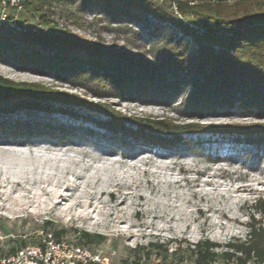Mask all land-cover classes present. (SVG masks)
<instances>
[{
	"label": "rangeland",
	"instance_id": "obj_1",
	"mask_svg": "<svg viewBox=\"0 0 264 264\" xmlns=\"http://www.w3.org/2000/svg\"><path fill=\"white\" fill-rule=\"evenodd\" d=\"M66 1H55L43 13L23 6L20 11L10 10L5 22L0 19V32L8 33L0 35V76L109 104L127 116L171 117L177 124L196 123L204 128L264 123L259 117L262 105L251 102L240 106L214 103L216 112L206 107L187 115V106L181 103L194 92L192 84L197 81L191 83L184 77L191 69L169 65L161 71L170 76L169 82L179 79L181 84L173 90L167 88L161 98H144L129 88L116 91L117 97L97 98L95 84L89 81L97 76L90 71L83 51L61 44L44 50L22 37L68 36L71 41L81 39L107 50L138 51L152 59V46L160 41L162 48L170 40L186 41V54L196 45L178 26L155 18L142 6L124 9L113 1L98 0L88 4L78 19L75 6L63 9ZM151 1L177 15L171 3ZM182 23L191 33L202 35L198 25ZM57 48L75 68L66 65L57 72ZM91 61L114 67L121 62L109 54H99ZM161 64L155 61L158 70ZM122 80L110 83L121 84ZM62 109L78 118L33 110L6 118L0 112V260L45 235L61 232L59 240L86 248L104 264H264V255L248 256L232 248L246 244L253 226L263 230L256 231V242L264 252V213L259 212L264 208L263 133L249 137L211 131L182 134L189 144L165 149L99 127L96 121L105 117L87 109ZM49 119L70 124L75 132H61L56 127L52 130L58 136L26 134L28 128L42 130ZM16 180L20 185L14 184ZM83 233L100 238L90 242ZM205 241L212 244L209 252L217 254L213 261L204 258V249L202 257L194 252ZM225 252L233 255L221 256Z\"/></svg>",
	"mask_w": 264,
	"mask_h": 264
},
{
	"label": "trees",
	"instance_id": "obj_2",
	"mask_svg": "<svg viewBox=\"0 0 264 264\" xmlns=\"http://www.w3.org/2000/svg\"><path fill=\"white\" fill-rule=\"evenodd\" d=\"M57 0H22L25 8L43 13L49 11L51 4ZM98 0H67L64 10L70 6H75L78 19L88 9V4L96 3ZM113 1L117 6L124 9L142 6L145 11L151 13L155 18L166 20L173 25L178 26L183 36L189 35L195 42L196 47L186 54L188 42L168 41V46L162 48L161 45L155 43L152 46V58H147L140 52L114 51L107 50L103 47L90 44L85 40L71 41L68 36L33 34L23 39L39 44L44 50L52 49L55 44L75 47L85 54L83 55L87 62H90V71L97 76L96 80H89L95 84V93L97 98L117 97L120 89H134L144 95V98L163 97L165 90H173L181 84L179 79L174 83L169 82L168 76L161 71L162 68L169 65L174 69H191L184 77H187L194 88V92L189 94L182 106H187V115L203 110L206 107L212 112H216L214 103L238 104L260 103L262 105L263 114L259 117L264 118V0H176L177 15L172 12H166L161 6H158L151 0H109ZM164 3V2H163ZM108 12V10H106ZM179 15V16H178ZM76 18L75 16H72ZM188 21L202 28V35L191 33L188 26L183 25V21ZM45 24L49 23L46 17H43ZM0 23V28H1ZM0 35L6 36L7 32H0ZM139 39V38H138ZM166 43V42H165ZM99 54L114 55L121 62L115 67L112 64H102L98 61H91ZM54 60L56 62V70L62 72V68L70 65L72 60H65L60 55V49L54 52ZM162 61L158 70L155 61ZM179 59V62H178ZM70 65L68 69H73ZM184 71V70H183ZM86 77V75H84ZM132 76V77H131ZM131 77V78H130ZM141 77V78H140ZM174 77V75H173ZM123 79L121 84L112 82L114 79ZM134 78V79H133ZM136 78V79H135ZM77 85L76 83H72ZM89 83L85 84L86 86ZM136 87V88H135ZM113 91V92H112ZM115 91V92H114ZM117 91V92H116ZM206 94L207 97L200 96ZM114 95V96H111ZM55 105H59L55 108ZM66 106L69 109L81 108L87 109L97 115L104 116V120H97L96 124L107 131L120 134L122 137H131L135 142H141L143 145H157L165 149L175 148L180 145H187L189 141L182 138V134H194L211 131L212 133L231 134L239 136H252L263 133V124H225L214 125L209 128L198 125L196 123L177 124L171 117L150 118L127 116L118 111L113 110L111 105L103 103L87 102L84 98L77 94H71L65 91L37 84L15 82L0 76V112L6 118L23 110H33L39 112L53 113L55 111L77 119L78 116L73 114L71 110L67 112L62 109ZM185 106V108H186ZM200 113V112H199ZM49 119L41 127L42 130H34L28 128L26 134H48L58 136L53 133V128L58 127L61 132L70 129L72 133L75 129L70 124L52 122ZM35 124V123H34ZM36 125V124H35ZM23 127H27L23 126ZM49 129V131L45 130ZM259 212L264 213V208ZM263 230L261 227L254 228L249 235L246 244L232 246L238 252L248 256H263L260 245L256 242L259 234ZM61 232H54L57 238ZM83 237L94 241L93 238H100L99 235L94 236L83 233ZM264 240V236L263 239ZM149 246L159 249L158 244H150ZM207 252L204 258L210 257L214 260L217 254L209 252L212 244L208 241L197 244V256L202 257L201 250ZM14 253V252H13ZM232 256L230 253H223L221 256ZM197 263H200L197 259Z\"/></svg>",
	"mask_w": 264,
	"mask_h": 264
},
{
	"label": "built area",
	"instance_id": "obj_3",
	"mask_svg": "<svg viewBox=\"0 0 264 264\" xmlns=\"http://www.w3.org/2000/svg\"><path fill=\"white\" fill-rule=\"evenodd\" d=\"M169 2L176 11V0H160ZM22 0H0V19L6 21L10 10L20 11ZM99 255L86 248L64 240H59L51 234L45 235L33 245L16 250L10 256L0 260V264H104Z\"/></svg>",
	"mask_w": 264,
	"mask_h": 264
},
{
	"label": "bare ground",
	"instance_id": "obj_4",
	"mask_svg": "<svg viewBox=\"0 0 264 264\" xmlns=\"http://www.w3.org/2000/svg\"><path fill=\"white\" fill-rule=\"evenodd\" d=\"M0 152H1V151H0ZM16 154H20V153H19V152H16ZM14 177H16V176H14ZM14 184H15V185H20L19 180L14 181ZM239 190H240V188L237 189V191H239ZM104 193H105V192H102L101 194H104ZM108 195H109L110 197L113 198V194H112V192L108 193ZM56 197H58V198H62V195H61V194H58V195H56Z\"/></svg>",
	"mask_w": 264,
	"mask_h": 264
}]
</instances>
